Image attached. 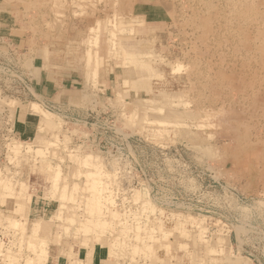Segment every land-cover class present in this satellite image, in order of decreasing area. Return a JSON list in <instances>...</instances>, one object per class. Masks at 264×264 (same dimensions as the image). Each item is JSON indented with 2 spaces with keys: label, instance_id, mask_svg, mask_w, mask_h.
I'll list each match as a JSON object with an SVG mask.
<instances>
[{
  "label": "rangeland",
  "instance_id": "1",
  "mask_svg": "<svg viewBox=\"0 0 264 264\" xmlns=\"http://www.w3.org/2000/svg\"><path fill=\"white\" fill-rule=\"evenodd\" d=\"M94 243L264 264V0H0V264Z\"/></svg>",
  "mask_w": 264,
  "mask_h": 264
},
{
  "label": "crops",
  "instance_id": "2",
  "mask_svg": "<svg viewBox=\"0 0 264 264\" xmlns=\"http://www.w3.org/2000/svg\"><path fill=\"white\" fill-rule=\"evenodd\" d=\"M46 64H48V62ZM131 72L132 71L128 70L129 74H132ZM49 81L52 85L51 91L55 92L56 91L55 89H57L58 85L56 86V83L52 80H49ZM70 81L72 83L73 82L75 83L74 79H71ZM54 92L52 93V97H54V94H55ZM18 124L24 128L26 127L27 122L21 120V121H18ZM49 257H48L49 261L46 260L45 264H59V263L60 264H83V263L84 264H114L112 261H110L108 247L105 248L104 245L97 244V243H94L92 245L80 246L73 254L69 256H65V255H58V256L55 255L54 256V254H50Z\"/></svg>",
  "mask_w": 264,
  "mask_h": 264
},
{
  "label": "bare ground",
  "instance_id": "3",
  "mask_svg": "<svg viewBox=\"0 0 264 264\" xmlns=\"http://www.w3.org/2000/svg\"><path fill=\"white\" fill-rule=\"evenodd\" d=\"M96 31V30H95ZM125 31V30H124ZM131 31L129 30V33H130ZM94 34V33H93ZM110 34H111V43L110 44H115L114 42H115V40H116V37H117V35L115 34V32H114V30H110ZM97 35V34H96ZM134 36V35H133ZM138 37V36H137ZM114 40V41H113ZM113 42V43H112ZM108 46H109V44H108ZM89 58V57H88ZM95 72H96V70H95ZM42 152V151H41ZM41 155H43L42 153H41ZM40 156V155H39ZM47 164H49V163H47ZM57 164V163H56ZM57 171V170H56ZM87 173V172H86ZM89 173V172H88ZM59 174V173H58ZM82 175V174H81ZM53 179H55V178H53ZM54 182V181H53ZM57 182V181H56ZM88 183V182H87ZM22 184V183H21ZM94 185V184H93ZM55 186V185H54ZM91 186V185H90ZM56 187V186H55ZM66 186H64V188H65ZM93 187V186H92ZM89 188V187H88ZM63 189V188H62ZM93 190V189H92ZM63 193H65V192H63ZM63 193H61L62 195H63ZM60 194V193H59ZM138 198V197H137ZM28 199H29V197H28ZM32 199V198H31ZM81 199V198H80ZM98 199H99V197H98ZM133 200V199H132ZM31 201V200H30ZM43 205V204H42ZM85 205V204H84ZM87 205V204H86ZM31 218V217H30ZM82 219V218H81ZM35 221V220H34ZM100 222V221H99ZM12 224V223H11ZM108 233V232H107ZM134 236V235H133ZM33 238H35V237H33ZM37 238V237H36ZM29 239V238H28ZM40 239H44V238H40ZM39 239V240H40ZM55 239V238H54ZM70 239V238H69ZM42 240L40 241V242H38V241H35V242H38V245H39V243H41L42 242ZM45 240H46V238H45ZM48 241V240H47ZM53 241V240H52ZM27 243H28V241H27ZM43 243H44V241H43ZM43 243H41V245L43 244ZM34 244V242L32 243V242H30V245H33ZM30 245H29V247H30ZM36 246V245H35ZM35 246H32V248L35 250L36 248H35ZM37 247V246H36ZM39 247V246H38ZM44 247V246H43ZM116 247V246H115ZM150 247V246H149ZM218 247V246H217ZM32 248H30V249H32ZM40 248V247H39ZM117 248V247H116ZM125 248V247H124ZM33 249L31 250L32 251V253L34 252L33 251ZM121 249H122V247H121ZM126 249V248H125ZM148 249V248H147ZM151 249V248H150ZM219 250V249H218ZM39 252L34 256V257H31V256H28L27 257V255L29 254H27L26 255V257H25V264H27V263H29V262H31V260H33L34 262H33V264H45V262H46V260H47V256L45 255L46 253L44 252L45 250L43 249V248H41L40 250H38ZM50 251H51V249H50ZM152 251V250H151ZM150 251V252H151ZM35 253V252H34ZM118 253H120V251L118 252ZM153 253V252H152ZM151 253V254H152ZM216 253V252H215ZM85 254V253H84ZM83 254V255H84ZM67 255V254H66ZM117 255V254H116ZM63 257V256H62ZM85 257V256H84ZM83 257V258H84ZM86 258V257H85ZM79 260V259H78ZM81 260V259H80ZM49 261V260H48ZM77 263V262H76ZM60 264V263H59ZM84 264V263H83ZM116 264V263H115Z\"/></svg>",
  "mask_w": 264,
  "mask_h": 264
}]
</instances>
